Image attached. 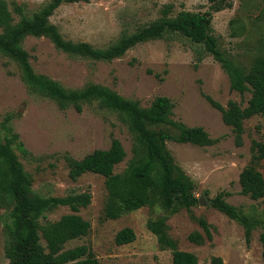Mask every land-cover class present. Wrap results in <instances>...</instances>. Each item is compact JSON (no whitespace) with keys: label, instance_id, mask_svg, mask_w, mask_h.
Returning <instances> with one entry per match:
<instances>
[{"label":"rangeland","instance_id":"374dc122","mask_svg":"<svg viewBox=\"0 0 264 264\" xmlns=\"http://www.w3.org/2000/svg\"><path fill=\"white\" fill-rule=\"evenodd\" d=\"M14 1L23 4L26 14L31 16L50 0ZM167 4L174 5L170 15L184 9H209L208 0H89L61 4L50 16V22L66 40L106 48L123 35L159 20ZM212 33L227 57L249 69L257 57L264 55V0H233L231 8L214 13ZM21 45L28 51L36 73L67 89L101 84L126 99L139 101L142 107H149L157 96H167L174 103V120L204 127L215 141L207 146L167 141L175 163L195 183L193 192L198 203L192 212L186 208L172 211L158 202L118 218L107 217L106 178L88 172L72 179L68 158L82 159L96 149L109 148L112 139L118 138L127 154L116 165L115 173L123 174L135 159L137 134L121 113L100 106L97 100L84 102L83 110L78 111L74 106L62 109L50 96L32 92L19 65L0 52V141L4 142L6 137L17 139L14 134H18L29 150L30 154L24 156L16 140L13 142L19 160L32 177L33 194H91L90 204L77 212L91 223V230L88 235L68 242L66 248L86 244L101 264H173L171 250L160 246L148 226L152 220L165 218L169 235L180 249L195 253L199 264H217L215 259H221L220 264H264L262 227L253 230L248 242L244 227L212 204L223 192L228 202L246 214L264 215L263 199L242 194L240 182L242 172L251 165L264 175V158L256 160L252 148L254 140L264 143V115H254L244 122L243 141L238 144L233 127L223 121L221 111L212 106L207 96L224 106L230 100L246 106L251 92L243 96L232 89L228 73L203 44L181 33H169L139 43L110 61L68 53L47 36L28 35ZM162 129L175 134L168 126ZM12 206L0 205V264L10 262L6 248ZM70 213L73 211L69 206L54 207L40 221H56ZM197 218H204L211 227L212 238L205 237L203 244L189 238L194 232L205 235ZM125 227L134 229L136 239L120 245L116 236Z\"/></svg>","mask_w":264,"mask_h":264},{"label":"trees","instance_id":"16d2710c","mask_svg":"<svg viewBox=\"0 0 264 264\" xmlns=\"http://www.w3.org/2000/svg\"><path fill=\"white\" fill-rule=\"evenodd\" d=\"M88 2L89 0H50L40 11L29 16L23 4L14 0H0V52L13 59L20 67L22 76L32 92H39L57 100L60 108L70 106L83 110L84 102L97 100L100 106L121 113L137 134L136 156L127 171L115 173V167L126 157V150L118 138H113L107 149H96L82 159L68 158L69 174L74 180L92 172L106 178L109 202L106 216L118 218L123 213L153 206L160 202L165 208L178 211L186 208L192 212L198 203L194 195L195 183L175 159L167 147L168 140L194 143L200 146L212 145L215 141L202 126H188L172 118L174 103L167 96H157L149 107H142L137 100H129L113 89L101 84H89L81 89H67L58 81L35 72L28 51L21 45L28 35L47 36L55 45L74 55L96 60L110 61L123 56L139 43L163 38L169 33H181L196 43L203 44L207 52L219 61L228 73L232 89L245 95L251 92L246 106L230 100L227 106L211 96L209 102L221 111L223 121L232 126L236 142L242 144L244 122L254 115H264V55L256 58L249 69L235 63L219 48L217 38L212 33L214 13L231 8L233 0H208L209 9L193 12L181 10L174 15V5L167 4L162 9L163 16L151 24L130 34L106 48L95 47L88 42L66 40L58 28L50 22V16L63 3ZM17 16L19 18L17 19ZM10 118L8 117L7 120ZM6 120V121H7ZM8 122V121H7ZM175 130V134L163 127ZM5 128L10 130L8 125ZM6 137L0 141V205H13L8 226L10 241L6 248L9 264H101L92 248L86 244L66 248L74 239L89 234L91 223L77 212L91 202L89 192L70 193L65 197H46L33 194L32 177L24 169L13 148L16 140L18 150L30 154L19 135ZM256 160L264 158V143L254 140L252 145ZM241 193L253 199L264 201V175L257 166H248L241 174ZM219 211L238 221L245 230L246 240L251 241L253 230L261 226L260 241L263 247L264 263V215L253 217L226 200L223 192L212 201ZM69 206L73 213L63 215L59 220L42 223L46 212L54 207ZM205 235L194 232L190 240L203 244L205 237L212 238L211 227L204 218H197ZM156 234L162 248L172 252L173 264H199L198 256L182 250L168 233L165 218L148 223ZM136 239L133 228L121 229L116 242L127 244ZM44 240L45 242H43ZM220 264L221 259H215Z\"/></svg>","mask_w":264,"mask_h":264},{"label":"water","instance_id":"95a60500","mask_svg":"<svg viewBox=\"0 0 264 264\" xmlns=\"http://www.w3.org/2000/svg\"><path fill=\"white\" fill-rule=\"evenodd\" d=\"M201 201V203L203 202L202 200H200Z\"/></svg>","mask_w":264,"mask_h":264}]
</instances>
